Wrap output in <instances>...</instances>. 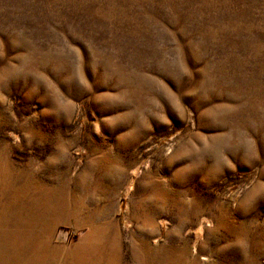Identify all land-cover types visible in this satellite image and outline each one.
I'll list each match as a JSON object with an SVG mask.
<instances>
[{"label":"rangeland","instance_id":"1","mask_svg":"<svg viewBox=\"0 0 264 264\" xmlns=\"http://www.w3.org/2000/svg\"><path fill=\"white\" fill-rule=\"evenodd\" d=\"M0 264H264V0H0Z\"/></svg>","mask_w":264,"mask_h":264}]
</instances>
